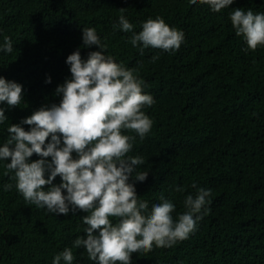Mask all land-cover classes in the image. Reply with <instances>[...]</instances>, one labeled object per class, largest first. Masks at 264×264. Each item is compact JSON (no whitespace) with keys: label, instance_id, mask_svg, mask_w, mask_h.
Wrapping results in <instances>:
<instances>
[{"label":"trees","instance_id":"16d2710c","mask_svg":"<svg viewBox=\"0 0 264 264\" xmlns=\"http://www.w3.org/2000/svg\"><path fill=\"white\" fill-rule=\"evenodd\" d=\"M238 8L264 13V0H234L218 13L189 0H0V45L8 36L14 48L0 51V77L23 88L19 107L0 103L7 117L0 146L8 126L59 103L55 90L71 78L66 58L79 50L86 60L100 51L82 43V29L95 28L108 46L102 54L135 69L155 101L144 109L151 131L143 141L137 137L128 154L142 156L136 171L149 173L135 182L137 196L149 210L161 197L172 202L175 219L187 195L211 191L187 239L134 253L131 264H264V47L248 52L235 35L229 17ZM121 15L136 33L149 18L161 17L183 32V43L175 52L148 48L141 54L128 42L132 33L113 29ZM37 159L33 154L29 162ZM8 162L0 161V264H52L84 236L87 214H52L25 203L15 188L5 191L13 183L5 174ZM60 183L59 177L53 181ZM72 251L73 264H95L83 248Z\"/></svg>","mask_w":264,"mask_h":264},{"label":"clouds","instance_id":"9594fccd","mask_svg":"<svg viewBox=\"0 0 264 264\" xmlns=\"http://www.w3.org/2000/svg\"><path fill=\"white\" fill-rule=\"evenodd\" d=\"M198 2L218 13L234 0H189L191 5ZM229 18L246 51L264 47V13L238 8ZM134 27L124 15L113 24L114 30L132 33L128 42L141 54L148 48L175 52L183 43V32L170 28L161 17L149 18L138 33ZM82 43L100 51L90 52L86 60L79 50L66 58L71 78L55 90L61 97L59 103L42 106L23 119L20 124L30 126L28 131L20 124L7 127L0 161H10L5 174H12L13 183L4 185V190L15 188L25 203L52 214L86 213L82 218L84 236L77 237L72 248H83L95 264H131L134 253L146 254L153 246L169 248L187 239L203 218L201 213L207 211L211 191L200 188L195 196L187 195L185 211L175 219L174 204L163 197L149 210L148 202L135 189V182L148 177V172L136 171L145 160L128 154L137 137L143 141L151 131L153 121L144 109L155 103L154 98L144 93V81L135 69L102 54L108 46L95 28L82 29ZM0 51H14L10 37L3 38ZM50 82V78L46 80ZM22 100V85L0 77V103L15 108ZM6 121L5 110L0 108V125ZM33 154L39 159L29 162ZM56 177L61 180L59 185L53 184ZM72 248L55 255L52 264H73Z\"/></svg>","mask_w":264,"mask_h":264}]
</instances>
